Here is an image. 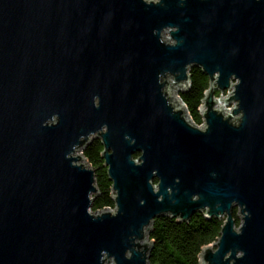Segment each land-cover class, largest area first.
Wrapping results in <instances>:
<instances>
[{"label": "water", "instance_id": "obj_1", "mask_svg": "<svg viewBox=\"0 0 264 264\" xmlns=\"http://www.w3.org/2000/svg\"><path fill=\"white\" fill-rule=\"evenodd\" d=\"M197 212L199 264H264V0H0V264H150L153 221Z\"/></svg>", "mask_w": 264, "mask_h": 264}, {"label": "trees", "instance_id": "obj_2", "mask_svg": "<svg viewBox=\"0 0 264 264\" xmlns=\"http://www.w3.org/2000/svg\"><path fill=\"white\" fill-rule=\"evenodd\" d=\"M189 75L190 87L186 91L179 92V96L185 103L191 119L195 123H200L202 119L198 108L208 88L209 79L197 66H191ZM101 151L100 140L94 138L82 152L94 169L95 184L100 192L99 195L93 196L90 206L92 212L103 207L112 209L114 206L110 196L111 183L103 166ZM137 155L138 153H135L134 157ZM156 182L155 180L154 183ZM236 213L237 210L234 209L233 217L238 226L239 219ZM175 220L168 216H161L153 221V230L149 233V240H154L149 253L150 264H199L202 248L216 241L223 223V219H206L202 213L198 212L188 222Z\"/></svg>", "mask_w": 264, "mask_h": 264}, {"label": "built area", "instance_id": "obj_3", "mask_svg": "<svg viewBox=\"0 0 264 264\" xmlns=\"http://www.w3.org/2000/svg\"><path fill=\"white\" fill-rule=\"evenodd\" d=\"M230 91H231V89H228V90H225L223 93H219V92H216V94H215V97L216 98H219L220 96H222V97H225V96H227V95H229L230 94ZM179 92L180 91H178V90H176V95L180 98V96H179ZM181 99V98H180ZM220 103H222V102H220ZM201 105V104H200ZM200 107V106H199ZM231 107H232V104H230V105H225L224 106V109L226 110V111H230L231 110ZM198 110H199V108H198ZM191 118V117H190ZM192 120V119H191ZM193 121V120H192ZM193 123H195L194 121H193ZM196 125H203V121L201 120V122L200 123H195Z\"/></svg>", "mask_w": 264, "mask_h": 264}, {"label": "rangeland", "instance_id": "obj_4", "mask_svg": "<svg viewBox=\"0 0 264 264\" xmlns=\"http://www.w3.org/2000/svg\"><path fill=\"white\" fill-rule=\"evenodd\" d=\"M239 219V218H238ZM240 220V219H239Z\"/></svg>", "mask_w": 264, "mask_h": 264}]
</instances>
